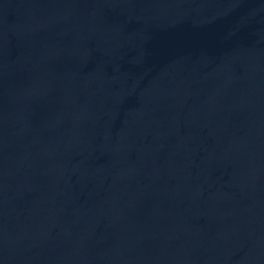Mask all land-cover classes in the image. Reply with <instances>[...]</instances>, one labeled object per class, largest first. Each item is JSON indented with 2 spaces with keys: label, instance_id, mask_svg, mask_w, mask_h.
<instances>
[{
  "label": "water",
  "instance_id": "obj_1",
  "mask_svg": "<svg viewBox=\"0 0 264 264\" xmlns=\"http://www.w3.org/2000/svg\"><path fill=\"white\" fill-rule=\"evenodd\" d=\"M0 264H264V0H0Z\"/></svg>",
  "mask_w": 264,
  "mask_h": 264
}]
</instances>
